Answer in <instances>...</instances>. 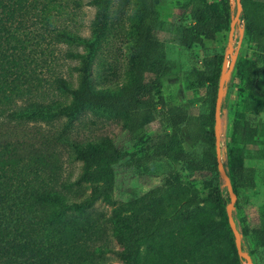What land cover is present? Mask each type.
<instances>
[{
    "label": "trees",
    "instance_id": "trees-1",
    "mask_svg": "<svg viewBox=\"0 0 264 264\" xmlns=\"http://www.w3.org/2000/svg\"><path fill=\"white\" fill-rule=\"evenodd\" d=\"M3 1L0 0V264H93L101 249L89 250L92 227H87L80 218L66 217L64 212L78 213L98 201L111 208L106 222L111 226L112 237L122 246V250L112 251L122 264L228 262L229 249H234L235 241L225 212L230 199L224 198L217 184L220 174L214 103L219 72L195 73L197 87L208 86L209 90V107L203 113L189 115L186 109L174 105L169 96L164 97L162 77L167 74V66L154 35L156 0H134L124 35L128 52L124 81L114 88L97 87L92 81V66L110 30L113 0L89 2L95 8V16L88 38L53 25L48 6L58 0H43L41 16L32 22L33 27L40 24L41 32L26 26L27 0H6V5ZM240 6L239 20L244 25L251 53L236 65L242 80L239 88L244 97L242 108L249 117L233 122L234 133L225 154L236 196L254 185L255 169L244 163L243 149L256 138L253 120L264 112V0H240ZM34 7L32 4L31 9ZM190 19L192 24L179 31L180 44L203 47L229 24L230 1L219 0L211 6L204 0H194ZM52 40L82 48L81 53L68 51L65 55L77 61L73 68L76 86L56 79L55 89L68 100L16 108V99L41 84L37 68L48 65ZM36 55H40L39 61ZM204 62L206 66L216 62L221 65L218 57ZM146 76H153L154 81L146 82ZM85 111L119 118L122 130L132 140L140 135L144 115L161 114V125L170 130V136L166 145L146 155L144 162L172 159L185 164L192 173L214 174L215 180L202 184L204 198L191 195L187 187L168 179L145 195L146 203L137 213L130 203L115 201L112 193L115 167L128 157L124 146L112 139L79 143L61 131L49 135L22 125L63 117V130H68ZM181 128H185L192 146L204 144L206 150L196 155L185 149ZM59 145L68 147L81 163L75 183L86 185L89 195L79 205L63 206L61 194L50 189L59 170L55 153ZM59 207L62 209L57 212ZM215 216L222 227L215 224ZM244 233L240 234V243L245 237L248 239L251 250L247 254L252 258L264 249V226L249 227Z\"/></svg>",
    "mask_w": 264,
    "mask_h": 264
},
{
    "label": "rangeland",
    "instance_id": "rangeland-1",
    "mask_svg": "<svg viewBox=\"0 0 264 264\" xmlns=\"http://www.w3.org/2000/svg\"><path fill=\"white\" fill-rule=\"evenodd\" d=\"M38 1L27 0L24 4V20L29 30L41 32L40 24H37V27L32 26V22L41 16V4L45 3L43 0ZM90 1L58 0L57 3L49 5L48 14L53 25L59 29L73 32L81 38H88L95 16V8L89 5ZM193 1H155L156 28L154 35L160 43V52L167 66V74L162 77L161 93L164 97L169 96L174 105L186 109L189 115H197L207 111L209 107L208 86L203 89L198 88L196 84L198 79L195 73L198 71H205L206 74L219 72L216 85L218 91L224 60H229L230 64L233 55L234 65L222 91L218 114L221 167L227 172L228 161L225 154L229 138L234 133L233 122L249 117L242 108L244 97L239 92L242 80L238 75L236 65L245 55L251 53L250 44L246 41L244 25L240 20H236L233 36L230 39L231 23L235 20L237 6L235 0H229L230 22L213 42L206 41L203 47L197 45L182 46L179 40V31L182 27H188L192 24L190 10ZM204 1L211 6L219 2V0ZM133 2L134 0H113L112 2L109 11L110 30L105 41L100 45L92 66V81L97 87L114 88L124 81L128 53L125 49L124 35ZM3 3L6 5L7 1L4 0ZM32 4H35L33 9H31ZM14 26L15 24L12 25V28ZM229 44L232 51L227 53ZM50 48L52 54L47 56L48 65H40L37 68L41 84L32 89L29 94L27 92L24 96L16 99V108L27 107L33 103L46 104L52 101L68 100V97L55 89L53 83L56 79H63L72 86H76L77 74L73 68L77 65V61L70 60L65 55L68 51L81 53L82 48L58 43L54 40H52ZM212 57H218L221 65L216 62L213 66H206L205 59ZM36 58L39 61L41 57L36 55ZM152 81H154L153 76H146V82ZM215 107L216 100L214 116ZM157 111L162 112L160 108H157ZM5 117L3 115L2 119L4 120ZM161 118L159 113L144 115L140 135L136 140H132L122 130L119 118L111 117L99 111L83 112L73 121L68 130H63L62 124L65 120L63 117L52 120H37L22 125L44 131L49 135L61 131L67 138L79 143L112 139L124 146L128 152V157L115 167L112 187L113 198L117 202L130 203L134 211L138 213L146 203L144 201L145 195L151 189L165 184L168 179H173L175 183L187 187L191 195L204 198L203 182L215 177L214 174L192 173L188 171L185 164L172 159L144 162L146 155H150L155 149L166 145L165 142L170 136V130L161 125ZM253 124L257 127L256 138L243 150L244 163L255 169L254 185L245 188L236 196L232 209V216L239 235L245 234L244 231L249 227L264 226V112L255 117ZM180 136L185 141V149L196 155H200L207 148L204 144L192 146L186 136L185 128H181ZM55 153L59 170L50 189L61 194L63 206L83 203L89 195V188L84 184L75 183L81 171V163L74 159L73 152L66 146H57ZM217 184L224 198L229 199L225 182L221 176L217 179ZM60 209L62 207L57 208V212ZM110 211V207L98 201L90 208L78 213L73 210L64 212L66 217L80 218V221L86 226L92 227L91 241L88 242L89 250L93 251L98 247L101 249V252L93 260V264H122L112 252L122 250V246L112 237L111 226L106 222ZM225 212L227 216V211L225 210ZM214 222L221 224L217 216H215ZM239 249L240 251L244 250L245 253L251 250L246 237L242 244L239 242ZM229 252L231 253L230 260L225 264H247L246 258L238 253L239 250L236 245L234 249L230 247ZM256 253L253 254L252 258L247 254L252 264H264V249H260Z\"/></svg>",
    "mask_w": 264,
    "mask_h": 264
},
{
    "label": "water",
    "instance_id": "water-1",
    "mask_svg": "<svg viewBox=\"0 0 264 264\" xmlns=\"http://www.w3.org/2000/svg\"><path fill=\"white\" fill-rule=\"evenodd\" d=\"M235 1H236V6H237V9H236L237 13H236L235 20H233L232 23H231V37H230V39H232V36H233V29L235 27L236 20L239 21V16H240V13H241L240 0H235ZM231 49H232L231 45L229 44V49H228L227 53H229V51L231 52ZM227 57L228 56L226 55V58ZM231 57H232V60H231L230 64L228 63L229 65L227 64V59L224 60L223 67H222V74L220 76L218 91H217V95H216L215 129H214L215 150H216V155H217L216 157H217V162H218V167H217L218 168V172H219L220 176L223 178V180L225 182L227 193H228L229 199H230V202H229V204L226 207L228 224H229L231 232H232V234L234 236L235 245H236V247L239 250L238 253L240 255H243L246 258L247 264H252L250 258L247 255V253H245L244 251H240V249H239L240 235H239V232L237 231V228H236V225H235V221L233 220V217H232V209H233V205H234L237 197H236L235 193L233 192V189H232V186H231V183H230V179H229V176H228L227 172L224 169H222V167H221L220 132H219V129H218V114H219V108H220V101H221L222 91H223L224 86L226 85L227 77L230 74V71L232 70V67L234 65V60L235 59H234L233 55ZM227 66L228 67L230 66V68H228L229 70L227 69Z\"/></svg>",
    "mask_w": 264,
    "mask_h": 264
},
{
    "label": "built area",
    "instance_id": "built-area-1",
    "mask_svg": "<svg viewBox=\"0 0 264 264\" xmlns=\"http://www.w3.org/2000/svg\"><path fill=\"white\" fill-rule=\"evenodd\" d=\"M229 63V60L227 61V64Z\"/></svg>",
    "mask_w": 264,
    "mask_h": 264
},
{
    "label": "bare ground",
    "instance_id": "bare-ground-1",
    "mask_svg": "<svg viewBox=\"0 0 264 264\" xmlns=\"http://www.w3.org/2000/svg\"><path fill=\"white\" fill-rule=\"evenodd\" d=\"M231 51H232V49H231ZM228 67V66H227Z\"/></svg>",
    "mask_w": 264,
    "mask_h": 264
}]
</instances>
